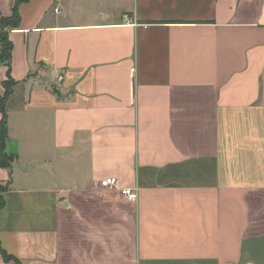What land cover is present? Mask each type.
Instances as JSON below:
<instances>
[{
    "label": "crops",
    "instance_id": "0c3cea01",
    "mask_svg": "<svg viewBox=\"0 0 264 264\" xmlns=\"http://www.w3.org/2000/svg\"><path fill=\"white\" fill-rule=\"evenodd\" d=\"M19 9L0 264H264V0Z\"/></svg>",
    "mask_w": 264,
    "mask_h": 264
},
{
    "label": "trees",
    "instance_id": "16d2710c",
    "mask_svg": "<svg viewBox=\"0 0 264 264\" xmlns=\"http://www.w3.org/2000/svg\"><path fill=\"white\" fill-rule=\"evenodd\" d=\"M29 0H16L12 6V13L9 16L0 15V63L7 66V79L4 82L5 92L0 95V111L2 117L0 120V166L11 168L15 155L8 153L7 140L9 136V114H8V101L7 96L11 86L16 84V81L11 74V61L13 42L10 39L9 32L14 28H18L21 22L20 5ZM10 86V87H9ZM5 186L1 184L0 189V207L5 204V199L2 195ZM1 249V243H0Z\"/></svg>",
    "mask_w": 264,
    "mask_h": 264
},
{
    "label": "built area",
    "instance_id": "2783aa9c",
    "mask_svg": "<svg viewBox=\"0 0 264 264\" xmlns=\"http://www.w3.org/2000/svg\"><path fill=\"white\" fill-rule=\"evenodd\" d=\"M100 185L102 187L117 188L123 198L129 202H134L138 198V188L120 186V181L117 177H108L101 181Z\"/></svg>",
    "mask_w": 264,
    "mask_h": 264
},
{
    "label": "rangeland",
    "instance_id": "374dc122",
    "mask_svg": "<svg viewBox=\"0 0 264 264\" xmlns=\"http://www.w3.org/2000/svg\"><path fill=\"white\" fill-rule=\"evenodd\" d=\"M14 87H15V85L10 87L9 92H8V96H7V101L12 97L13 92H14ZM0 189H1V184H0Z\"/></svg>",
    "mask_w": 264,
    "mask_h": 264
}]
</instances>
